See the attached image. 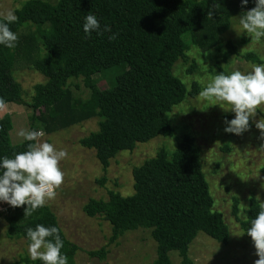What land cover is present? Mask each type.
<instances>
[{"label": "trees", "instance_id": "16d2710c", "mask_svg": "<svg viewBox=\"0 0 264 264\" xmlns=\"http://www.w3.org/2000/svg\"><path fill=\"white\" fill-rule=\"evenodd\" d=\"M255 6L248 0H56L50 4L28 0L14 13L18 17L10 24L13 32L27 25L26 33L18 38L17 46L9 49L0 45V97L7 104H19L21 90L11 71L20 58L44 78L32 86L29 107L34 119L46 135L99 118L97 130L79 139L85 149H93L95 159L104 170L117 152L130 151L135 144L155 137H169L172 129L167 114L186 96L193 97L195 84L189 91L172 75L178 59H185L184 37L190 33L195 47L202 51L225 50L235 53V45L221 35L228 29L233 16ZM210 13V14H209ZM94 14L101 34H85V17ZM2 19V18H0ZM28 25L36 27L35 39ZM105 25L110 32H103ZM117 34L115 40L109 36ZM38 40L43 52L36 57ZM251 63H259L252 53L243 55ZM121 67L112 88L97 90L91 77L110 67ZM193 62L186 69L192 72ZM82 78L90 89L83 102H74L66 83ZM10 120L0 119V159L27 150L29 141L17 145L9 142ZM264 178V163L260 168ZM132 194L126 197L107 192L106 200L89 199L82 207L87 217L100 216L111 228L110 243L126 231L149 230L155 245V257L149 264H170L169 252H176L179 264H193L187 248L198 233L217 243H226L229 232L221 215L211 210L198 150L190 138L184 137L167 154L158 151L153 158L131 169ZM102 184V181H98ZM252 197L241 219H235L244 233L260 211ZM26 206L8 207L0 217L5 222V237L24 239L26 228L37 224L55 226L56 218L45 205L31 215H24ZM231 215H236L233 200ZM68 257L77 246L68 241L60 230ZM252 249L251 238L243 234ZM104 249L88 252V256L103 259ZM21 264H42L40 260L22 257Z\"/></svg>", "mask_w": 264, "mask_h": 264}, {"label": "rangeland", "instance_id": "374dc122", "mask_svg": "<svg viewBox=\"0 0 264 264\" xmlns=\"http://www.w3.org/2000/svg\"><path fill=\"white\" fill-rule=\"evenodd\" d=\"M28 0H0V13L15 11ZM54 4L56 0H41ZM242 14L233 16L228 29L221 35L224 41L235 45V53L225 50H198L193 44L190 33L184 37L185 59H178L171 73L187 91L191 84L198 90L193 97L186 96L181 103L172 107L167 114L172 134L169 137H155L144 143H137L130 151L117 152L108 160L103 170L95 159L93 149H85L78 144L79 139L97 130L99 118H91L71 127L59 130L42 138L57 149H66L68 156L60 167L65 180L57 190L54 200L46 206L54 214L64 237L77 246V251L68 257V264H149L155 257V245L149 236V230L126 231L110 243L111 228L100 216L87 217L82 207L89 199L106 200L107 192L112 191L126 197L132 194L131 169L145 160L153 158L163 150L170 154L184 137L190 138L198 150L201 167L208 193L212 200L211 210L221 215L229 232L226 243L220 244L202 233H198L187 248V256L193 264H254L258 259L245 236L241 235L237 219L243 217L248 199L254 198L259 204L264 202V178L260 168L264 163V137L255 127L254 120L264 117V105L250 119V127L241 135L226 133L224 121L234 118V113L221 107L226 104L212 105L214 101L205 100L200 92L220 72L230 74L233 71L249 72L253 65L264 63V38L257 43L254 37L241 33L239 19ZM2 18V17H0ZM23 25L16 33L21 38L26 33ZM28 30L36 39V27L28 25ZM36 57L43 52L38 40ZM246 53L254 54L259 63L243 59ZM193 62L191 73L186 69ZM121 67H110L91 77L92 86L97 90L113 87L115 77L121 73ZM13 80L21 90L19 104H7L0 111V119L10 120L9 142L17 145L24 141L17 133L21 129L41 130L42 125L34 119V113L28 103L32 95V86L44 82V78L33 71L29 64L20 58L11 71ZM74 102H83L89 95L82 78L69 79L66 83ZM43 130V129H42ZM102 181L99 184L98 181ZM259 196V200L256 197ZM236 201V215H231L232 202ZM10 207L0 202V212ZM6 225L0 217V264H21L20 258H31L24 239L9 240L5 237ZM104 249L103 259L88 256V252ZM170 264H179L176 252L168 254Z\"/></svg>", "mask_w": 264, "mask_h": 264}, {"label": "clouds", "instance_id": "9594fccd", "mask_svg": "<svg viewBox=\"0 0 264 264\" xmlns=\"http://www.w3.org/2000/svg\"><path fill=\"white\" fill-rule=\"evenodd\" d=\"M240 2L243 7L248 0ZM0 17V45L14 49L18 36L11 30L10 24L15 23L18 17L13 11L0 13ZM239 24L241 33L254 37L259 43L264 38V0H255V6L240 16ZM83 31L85 34L92 31L101 34L100 23L94 14L85 17ZM110 31L111 28L105 25L103 32ZM116 38L117 34L109 36L110 40ZM200 96L214 101L212 105H228L221 108L233 112L234 118L224 121L227 125L224 131L241 135L249 130L250 119L256 117L257 111L264 105V63L253 65L249 72L237 70L227 75L223 72L216 74ZM6 108V101L0 97V111ZM254 123L264 137V117L254 120ZM17 135L30 143L26 151L14 154L12 158L5 156L0 159V202L13 208L26 206L24 215H31L56 198L57 190L65 180L60 163L67 158L68 152L43 141L45 132L42 129H21ZM256 199L259 200V196ZM259 206L260 211L244 232L251 238L258 257L254 264H264V202ZM25 231L30 241L28 252L32 260H40L42 264H68L67 256L61 251L64 243L57 227L37 224L34 229L27 227Z\"/></svg>", "mask_w": 264, "mask_h": 264}, {"label": "crops", "instance_id": "0c3cea01", "mask_svg": "<svg viewBox=\"0 0 264 264\" xmlns=\"http://www.w3.org/2000/svg\"><path fill=\"white\" fill-rule=\"evenodd\" d=\"M51 211V210H50ZM30 243V242H29ZM31 259V258H30Z\"/></svg>", "mask_w": 264, "mask_h": 264}]
</instances>
